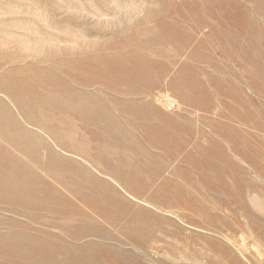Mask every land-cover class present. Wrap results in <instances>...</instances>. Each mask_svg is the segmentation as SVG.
Here are the masks:
<instances>
[{"label":"rangeland","instance_id":"obj_1","mask_svg":"<svg viewBox=\"0 0 264 264\" xmlns=\"http://www.w3.org/2000/svg\"><path fill=\"white\" fill-rule=\"evenodd\" d=\"M0 264H264V0H0Z\"/></svg>","mask_w":264,"mask_h":264},{"label":"bare ground","instance_id":"obj_2","mask_svg":"<svg viewBox=\"0 0 264 264\" xmlns=\"http://www.w3.org/2000/svg\"><path fill=\"white\" fill-rule=\"evenodd\" d=\"M170 105H175V101L169 99Z\"/></svg>","mask_w":264,"mask_h":264}]
</instances>
